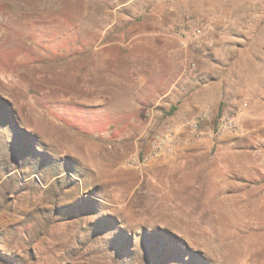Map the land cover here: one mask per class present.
Here are the masks:
<instances>
[{
	"label": "rangeland",
	"instance_id": "rangeland-1",
	"mask_svg": "<svg viewBox=\"0 0 264 264\" xmlns=\"http://www.w3.org/2000/svg\"><path fill=\"white\" fill-rule=\"evenodd\" d=\"M0 264H264V0H0Z\"/></svg>",
	"mask_w": 264,
	"mask_h": 264
},
{
	"label": "built area",
	"instance_id": "built-area-1",
	"mask_svg": "<svg viewBox=\"0 0 264 264\" xmlns=\"http://www.w3.org/2000/svg\"><path fill=\"white\" fill-rule=\"evenodd\" d=\"M236 127V117L232 112H226L217 118L214 131L233 130ZM192 131L198 135L201 130L197 129V122L193 124ZM179 142L178 134L173 129L158 133L153 141V151L151 155H161L170 151Z\"/></svg>",
	"mask_w": 264,
	"mask_h": 264
},
{
	"label": "trees",
	"instance_id": "trees-1",
	"mask_svg": "<svg viewBox=\"0 0 264 264\" xmlns=\"http://www.w3.org/2000/svg\"><path fill=\"white\" fill-rule=\"evenodd\" d=\"M173 109H175V106H172V107H171V110H173Z\"/></svg>",
	"mask_w": 264,
	"mask_h": 264
}]
</instances>
